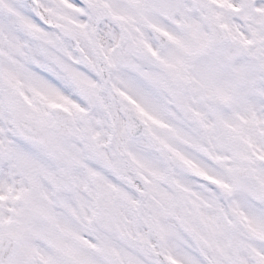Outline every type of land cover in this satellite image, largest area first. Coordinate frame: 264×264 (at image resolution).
Segmentation results:
<instances>
[{"label":"snow or ice","instance_id":"6c2138e0","mask_svg":"<svg viewBox=\"0 0 264 264\" xmlns=\"http://www.w3.org/2000/svg\"><path fill=\"white\" fill-rule=\"evenodd\" d=\"M0 264H264V0H0Z\"/></svg>","mask_w":264,"mask_h":264}]
</instances>
